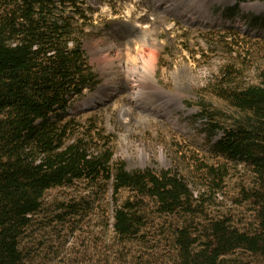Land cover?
Segmentation results:
<instances>
[{"label":"rangeland","instance_id":"rangeland-1","mask_svg":"<svg viewBox=\"0 0 264 264\" xmlns=\"http://www.w3.org/2000/svg\"><path fill=\"white\" fill-rule=\"evenodd\" d=\"M75 1L89 18L83 25L82 47L96 83L68 107L74 137L83 138L91 153L108 148L111 166L121 164L129 172L167 170L177 174L191 190L193 211L160 214L152 199L143 198L145 226L138 239L122 241L112 231L113 210L134 199L131 190L114 192L111 179L52 188L45 192L40 212L19 240L24 264H181L175 234L182 226L188 227L197 249L207 240L211 220L225 219L232 228L252 233L258 219L250 196L259 187L258 179L246 162L230 160L214 149L222 130L247 119L250 112L238 110L217 95L216 81L223 68L228 73L226 81L236 89L264 79V25L259 22L264 1L237 5L235 0L228 4L198 0L208 21L188 22L173 12L156 21L153 37L158 42L154 48L142 50L144 62H137L141 68L134 74L126 61L120 68L142 80L141 96L149 106L160 109L159 114L133 101L129 94L133 82L112 74L108 65L97 62L93 51L100 49L98 59H115L114 50L105 49L111 25L127 18L146 20L152 13L150 1ZM256 3V9L244 7ZM129 6L135 9L130 14ZM216 18L220 20L214 21ZM131 46L134 54V44ZM148 57H153L155 68L150 79L144 68ZM110 64L114 70L119 68L117 60ZM178 68L184 71L176 72ZM160 88L171 93V98L177 96L166 104L159 98ZM71 203H75L77 215L66 214ZM218 264H264V255L237 249Z\"/></svg>","mask_w":264,"mask_h":264},{"label":"trees","instance_id":"trees-1","mask_svg":"<svg viewBox=\"0 0 264 264\" xmlns=\"http://www.w3.org/2000/svg\"><path fill=\"white\" fill-rule=\"evenodd\" d=\"M88 19L75 0H0V264H24L19 240L45 192L76 181L111 179L114 192L132 191L134 199L113 210L112 231L122 241L138 239L145 226L143 198L152 199L160 214L193 211L191 190L177 174L111 166L108 148L91 153L83 138L74 137L68 107L96 83L82 47ZM259 22L264 25V15ZM227 74L219 71L217 95L250 116L223 129L214 149L252 168L258 225L246 233L228 220H211L199 249L182 226L175 234L181 264H218L237 249L264 255V79L236 89ZM74 207L67 205L66 214L77 215Z\"/></svg>","mask_w":264,"mask_h":264},{"label":"bare ground","instance_id":"bare-ground-1","mask_svg":"<svg viewBox=\"0 0 264 264\" xmlns=\"http://www.w3.org/2000/svg\"><path fill=\"white\" fill-rule=\"evenodd\" d=\"M149 7L150 10L152 12V14L155 17V20L153 23H151L152 27L150 28H144L143 23L147 20H137V22H132L133 18H125L126 22L124 23V21H120L119 23H113L111 25L110 28V37L109 40L106 41L105 43V49L106 50H114L115 53V59L110 58V59H102L99 58L100 55V49L98 48H94V53L96 54L97 58V62L98 63H102L103 65H108V68H110L112 74H117V75H121L126 81H128L130 79V82H133L132 84V90L130 91V97L133 101H140V105H142L143 107L147 108L148 111H151V113H156L159 114L160 113V109L149 106V103H147L145 101V99L143 98V96H141V94H143V91L141 90V86L142 84V80L137 79V77L135 75H128V73H125L124 69L121 70V66L120 64L122 63V61H126L128 63H130V65L128 66L129 69H133L134 71L132 73H136L141 67L137 65L138 61H143L145 59V53H142V50L145 48V46H150V47H155L157 44V40H155V37H153L154 33V29H155V24L157 23L156 21H158L159 19H161V16L170 12H173L178 18L182 17V20H186L188 22H195V23H200V21L198 20L199 18H202V23L208 21L209 19L206 18V11H205V7L202 6L201 3H197L198 0H193V2H190V0H183L184 2H182L181 0H149ZM152 1H155V5H152ZM218 2H224V3H229L231 2L230 0H217ZM190 3V6H189ZM183 5H188L189 7H184ZM183 6V7H182ZM194 6H196L195 8H193ZM259 6V4H246L244 5V7L246 8H253L256 9L254 7ZM203 8V10H202ZM258 8V7H257ZM129 10H135L132 9V6H129ZM132 11V12H133ZM131 12V13H132ZM130 14V11L128 12ZM184 14H186L188 17H184ZM205 16H203V15ZM141 17H138V19H140ZM220 20V18H216L214 21ZM127 25V30H124L123 25ZM124 31V32H123ZM155 40V41H154ZM125 44H128V48L125 49L123 48ZM131 44H134V54H132V50H131ZM125 47V46H124ZM103 49V50H105ZM153 51V50H152ZM108 52V51H107ZM105 53V52H104ZM103 53V54H104ZM151 53V52H150ZM152 55V54H151ZM153 56V55H152ZM152 58H149L146 60V64L145 65V71H147L148 73V78L150 79V77H152L155 74V68L153 66V61ZM100 60V61H98ZM114 60H117L119 62V68H116V70H114L115 68L110 64L112 61L114 62ZM106 61V64H105ZM185 70V66L183 67ZM182 70L181 68L176 69V72ZM182 70V71H184ZM186 71V70H185ZM132 78V80H131ZM140 78V77H139ZM140 81V82H139ZM135 89V90H134ZM162 90V88H160ZM155 94H157V92L153 91ZM160 95L159 98L164 99V101L166 102V104H168L169 102H172L171 99H173V96L171 98V93L169 92H165V91H159ZM162 102V101H161ZM178 103V105H181V101H175V103ZM163 103V102H162ZM171 105V104H170ZM149 106V107H148ZM126 107V106H125ZM127 108V107H126ZM128 109V108H127ZM126 110V109H125ZM130 112V111H129ZM166 118H170L169 115L166 116ZM161 156L162 158H164V154L163 152H161Z\"/></svg>","mask_w":264,"mask_h":264}]
</instances>
